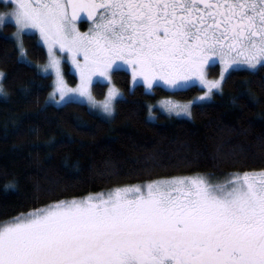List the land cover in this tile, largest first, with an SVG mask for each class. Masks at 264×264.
I'll return each mask as SVG.
<instances>
[{"label":"snow or ice","instance_id":"6c2138e0","mask_svg":"<svg viewBox=\"0 0 264 264\" xmlns=\"http://www.w3.org/2000/svg\"><path fill=\"white\" fill-rule=\"evenodd\" d=\"M5 2L0 26H15L18 59L27 61L25 39L33 30L47 49L39 67L53 75L49 99L79 97L109 118L124 96L115 83L124 66L146 92L202 86L190 100L167 95L157 102L169 116L188 118L239 68L264 67V0ZM81 13L91 21L87 31L77 26ZM60 54L78 74L74 87ZM217 62L219 75L209 79ZM101 78L108 86L97 99ZM4 79L0 71V95L7 97ZM148 114L155 118L151 103ZM162 163L153 157L150 166ZM0 264H264V173L222 182L161 178L54 199L0 220Z\"/></svg>","mask_w":264,"mask_h":264},{"label":"trees","instance_id":"16d2710c","mask_svg":"<svg viewBox=\"0 0 264 264\" xmlns=\"http://www.w3.org/2000/svg\"><path fill=\"white\" fill-rule=\"evenodd\" d=\"M8 5L0 1V10ZM13 26L0 30V71L9 93L0 97V220L57 198L86 196L148 180L264 172V67L235 71L211 102L197 104L191 119L157 113L148 104L167 95L189 100L199 88L154 93L130 85L119 70L115 83L124 96L104 119L85 104L46 105L51 77L35 65L47 58L37 37L26 34L29 62L18 59ZM67 82L76 78L64 66ZM210 75L218 73L209 68ZM104 85H94L97 98ZM155 157L163 163L150 166ZM17 183L5 191V184Z\"/></svg>","mask_w":264,"mask_h":264},{"label":"rangeland","instance_id":"374dc122","mask_svg":"<svg viewBox=\"0 0 264 264\" xmlns=\"http://www.w3.org/2000/svg\"><path fill=\"white\" fill-rule=\"evenodd\" d=\"M1 2H4V3H6L5 2V0H0ZM7 10V8H5V9H2V10H0V12H3V11H6ZM9 25H12V24H9ZM13 26V28H12V30L10 31V32H8L7 33V37H9L10 39H12L13 40V38H12V33L15 31V26L14 25H12ZM5 26H0V30H2L3 28H4ZM81 30V29H80ZM81 31H87V29H85V30H81ZM32 35H35L36 37H37V39H38V41H39V43L45 48V50H46V53H47V49H46V47L43 45V42L39 39V34H38V32H36L35 30H33L32 31V33H31ZM14 41V40H13ZM61 56H62V59H61V65H62V69H63V74H64V76H65V79H66V75H65V73H64V66L65 65H67L68 66V70H69V72L72 74V75H74V77L76 78V81H75V83L74 84H69L68 82H67V79H66V82L69 84V86H72V87H74L75 86V84L78 82V80H79V77H78V74L75 72V69H74V67L72 66V64H71V61L70 60H68V59H66V58H64V57H66V54H60ZM81 59H82V57H81ZM46 60H47V58H46ZM46 60L43 62V63H41V64H38V65H35V67H36V69L38 70V72L40 73V74H43V75H49L50 77H51V84H52V80H53V75L51 74V72H49V73H47V74H45V73H43L41 70H40V65H43L45 62H46ZM25 62H29V60L27 59V61H25ZM218 63V62H217ZM216 63V64H217ZM241 68H243V67H241ZM127 70L128 71V69L124 66L122 69H120V70ZM129 72V71H128ZM129 75H130V85H131V87H133V86H135V85H133L132 84V81H131V73H129ZM219 75V71H218V73H215L213 76L212 75H210V73H209V79H213V78H216L217 76ZM95 79V78H94ZM97 83H99V84H102V85H104L105 87H104V90H103V93H102V95L100 96V98H97V99H103V97H104V95L106 94V91H107V81H105V80H103L102 78L97 82ZM137 85V84H136ZM139 85H142V83H140ZM191 86H196V87H198L199 89L202 87V86H200L199 84H193V85H191ZM190 86V87H191ZM142 87H143V85H142ZM162 88H164V87H162ZM144 89V88H143ZM164 89H166V90H168V91H175V90H172V89H167V88H164ZM52 89H50V91H51ZM49 91V92H50ZM146 92V91H145ZM147 93H151V92H147ZM216 93H218V92H216ZM215 93V94H216ZM199 94H200V92L198 91V93L195 95V96H199ZM214 94V95H215ZM0 97H3L2 95H0ZM57 98H58V94H57ZM120 98H122V97H120ZM120 98H117L116 99V101L118 100V99H120ZM161 98H159L158 100H156L152 105H153V112L155 113V118H152V117H149V114H148V112H147V118H148V120L149 121H156L157 120V113H163V114H165L166 116H168V117H174V118H178V119H191V118H188V117H185V116H176L174 113L171 115V116H169V114L168 113H166L164 110H163V108L161 107V105H159L157 102L160 100ZM174 100H177V99H175L174 98ZM190 100V99H189ZM213 99H211V100H208V101H206V102H202V103H200V104H204V103H208V102H211ZM115 101V102H116ZM178 101H181V100H178ZM182 101H186V100H182ZM67 102H77V103H82V104H85V105H87L88 106V104L86 103V102H81V98H79V97H76V98H73V99H71V100H65V102L64 103H62V104H55L53 101H51L50 99H49V93H48V95H47V98H46V105H53V106H56V107H58V106H61V105H63V104H65V103H67ZM114 102V103H115ZM89 107V106H88ZM92 109V108H91ZM94 112H96L99 116H101L102 118H104V119H110L109 117H107V116H105L103 113H101V112H99V111H97V110H95V109H92ZM262 173H264V172H251V173H247L249 176H255L257 179H259V176L262 174ZM245 173H231V174H229V175H223V176H220L219 178L218 177H210V176H206V175H203V176H206V177H208L209 179H211L213 182H222V181H224V180H226V179H231V178H233L235 175H239L240 176V178L242 179L243 178V175H244ZM195 176H197V175H195ZM195 176H186V177H177V178H192V177H195Z\"/></svg>","mask_w":264,"mask_h":264},{"label":"flooded vegetation","instance_id":"af4514ba","mask_svg":"<svg viewBox=\"0 0 264 264\" xmlns=\"http://www.w3.org/2000/svg\"><path fill=\"white\" fill-rule=\"evenodd\" d=\"M89 24L90 23H80V24H77V26L81 29V30H85V29H88V27H89ZM126 67V66H125ZM211 67H216V70H217V72L219 71V64L217 63V64H215V65H212ZM211 67H209V68H211ZM259 66H257V68H258ZM127 68V67H126ZM243 68H245V69H247L246 67H243ZM124 70V69H123ZM124 71H126V72H128L127 70H124ZM208 72H209V69H208ZM128 73H130V71L128 72Z\"/></svg>","mask_w":264,"mask_h":264},{"label":"water","instance_id":"95a60500","mask_svg":"<svg viewBox=\"0 0 264 264\" xmlns=\"http://www.w3.org/2000/svg\"><path fill=\"white\" fill-rule=\"evenodd\" d=\"M80 23H91V21L88 20L87 15L85 13H81L80 16L77 18V24Z\"/></svg>","mask_w":264,"mask_h":264}]
</instances>
